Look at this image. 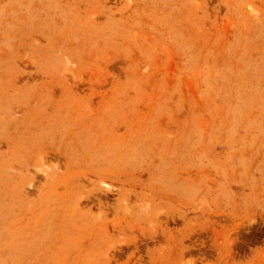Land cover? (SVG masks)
Returning a JSON list of instances; mask_svg holds the SVG:
<instances>
[{
    "label": "rangeland",
    "instance_id": "374dc122",
    "mask_svg": "<svg viewBox=\"0 0 264 264\" xmlns=\"http://www.w3.org/2000/svg\"><path fill=\"white\" fill-rule=\"evenodd\" d=\"M0 264H264V0H0Z\"/></svg>",
    "mask_w": 264,
    "mask_h": 264
}]
</instances>
